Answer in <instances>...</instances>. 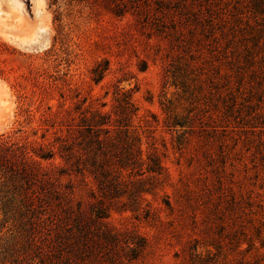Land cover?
Masks as SVG:
<instances>
[{
	"label": "rangeland",
	"instance_id": "1",
	"mask_svg": "<svg viewBox=\"0 0 264 264\" xmlns=\"http://www.w3.org/2000/svg\"><path fill=\"white\" fill-rule=\"evenodd\" d=\"M206 6L0 0V264H264V98Z\"/></svg>",
	"mask_w": 264,
	"mask_h": 264
},
{
	"label": "trees",
	"instance_id": "2",
	"mask_svg": "<svg viewBox=\"0 0 264 264\" xmlns=\"http://www.w3.org/2000/svg\"><path fill=\"white\" fill-rule=\"evenodd\" d=\"M205 5L207 17L204 20L209 23L207 31L213 35L218 31L222 37L231 35L230 43L234 44L231 52L235 58L229 62L234 66L235 76L239 78V82L255 85L258 96L264 98V0H205ZM194 15L193 19L197 20L199 16ZM245 69H249L251 80L246 78ZM85 121L91 124H86L84 131L76 130L75 133H71L69 139L53 132L54 139L59 141L58 155L64 163L79 165L81 161H85L93 167L103 163L101 160V155L104 154L103 143L108 138L102 136V133H107L109 128H102L101 125L106 122L100 123L98 119ZM6 137L7 135L4 137L0 135V139ZM41 138L43 142L37 143L36 149L32 148L30 151L25 149L21 154L32 153L56 166L55 152L43 149L46 135H42ZM8 147L3 145L1 149L6 151ZM31 159L34 160L33 157ZM37 164L41 169L40 163ZM255 229V233L260 236L262 229L260 227Z\"/></svg>",
	"mask_w": 264,
	"mask_h": 264
}]
</instances>
